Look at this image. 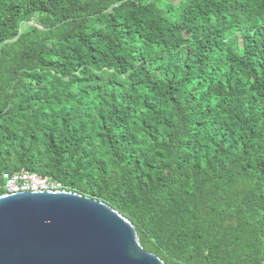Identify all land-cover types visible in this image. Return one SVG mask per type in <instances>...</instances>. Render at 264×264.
Instances as JSON below:
<instances>
[{"label":"trees","instance_id":"1","mask_svg":"<svg viewBox=\"0 0 264 264\" xmlns=\"http://www.w3.org/2000/svg\"><path fill=\"white\" fill-rule=\"evenodd\" d=\"M22 169L167 264H264V0H0V195Z\"/></svg>","mask_w":264,"mask_h":264},{"label":"water","instance_id":"2","mask_svg":"<svg viewBox=\"0 0 264 264\" xmlns=\"http://www.w3.org/2000/svg\"><path fill=\"white\" fill-rule=\"evenodd\" d=\"M0 264H167L130 219L67 189L0 195Z\"/></svg>","mask_w":264,"mask_h":264},{"label":"built area","instance_id":"3","mask_svg":"<svg viewBox=\"0 0 264 264\" xmlns=\"http://www.w3.org/2000/svg\"><path fill=\"white\" fill-rule=\"evenodd\" d=\"M5 193L33 190H62V183L47 176H42L36 172L22 169L16 172L3 173V185Z\"/></svg>","mask_w":264,"mask_h":264},{"label":"rangeland","instance_id":"4","mask_svg":"<svg viewBox=\"0 0 264 264\" xmlns=\"http://www.w3.org/2000/svg\"><path fill=\"white\" fill-rule=\"evenodd\" d=\"M175 2H178V0H174Z\"/></svg>","mask_w":264,"mask_h":264}]
</instances>
